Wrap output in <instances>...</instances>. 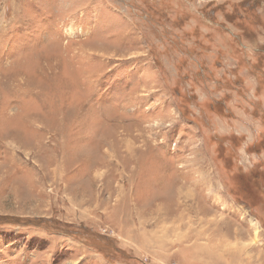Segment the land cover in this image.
<instances>
[{
	"label": "rangeland",
	"instance_id": "rangeland-1",
	"mask_svg": "<svg viewBox=\"0 0 264 264\" xmlns=\"http://www.w3.org/2000/svg\"><path fill=\"white\" fill-rule=\"evenodd\" d=\"M0 264H264V0H0Z\"/></svg>",
	"mask_w": 264,
	"mask_h": 264
}]
</instances>
